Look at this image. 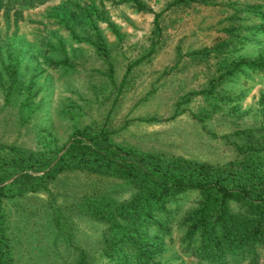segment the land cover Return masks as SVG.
Listing matches in <instances>:
<instances>
[{
  "label": "rangeland",
  "instance_id": "rangeland-1",
  "mask_svg": "<svg viewBox=\"0 0 264 264\" xmlns=\"http://www.w3.org/2000/svg\"><path fill=\"white\" fill-rule=\"evenodd\" d=\"M137 1L142 10L133 0H57L21 9L9 31L1 18L0 149L52 157L77 130L104 129L138 155L221 169L242 159L238 145L264 144V74L220 79L230 63L264 57V1ZM221 44L209 57L199 53ZM213 81V96L203 93ZM134 192L128 180L69 170L5 200L13 263L77 264L85 251L89 264H135L105 254L108 225L77 210L84 200L122 202ZM200 200L199 191L180 193L146 225L151 235L168 230L152 264H208L188 250L199 245L185 222Z\"/></svg>",
  "mask_w": 264,
  "mask_h": 264
},
{
  "label": "trees",
  "instance_id": "trees-1",
  "mask_svg": "<svg viewBox=\"0 0 264 264\" xmlns=\"http://www.w3.org/2000/svg\"><path fill=\"white\" fill-rule=\"evenodd\" d=\"M53 1L57 0H0V47L3 45L1 18L8 31L13 26V19L17 29L23 20L21 9H33ZM213 1L175 0L174 4L206 5ZM133 2L142 10L137 0ZM257 13L255 10L254 14ZM158 20L159 15L155 18L156 25ZM224 47L225 44H221L199 53L209 57ZM98 48L103 50L101 44ZM244 70L264 74V57L230 63L220 77L221 82ZM11 77L13 79L14 74ZM217 84L218 81H213L211 89L203 93L213 96ZM207 116L200 114L196 118L202 121ZM246 137L252 138L251 135ZM237 148L242 159L221 169L138 155L131 149L115 145L110 133L104 129L97 132L90 128L77 130L72 141L52 157L23 151L16 146L1 148L0 264H14L4 201L38 191L46 181L69 170L112 175L133 184L135 192L130 200L116 202L97 198L77 205L81 214L108 225L103 244L105 254L111 259L126 256L135 264H152L163 250L161 240L168 230L159 227V233L151 235L146 225L156 223L155 216L167 211V204L173 197L196 190L201 195L200 204L187 217L185 225L188 226L187 238L199 245H191L188 250L208 264H261L264 250V144L250 139L248 145ZM38 172L43 174H33ZM232 204L239 205L241 211L233 212ZM62 220V215L56 213L55 222L60 229ZM77 264H89L85 251H81Z\"/></svg>",
  "mask_w": 264,
  "mask_h": 264
}]
</instances>
